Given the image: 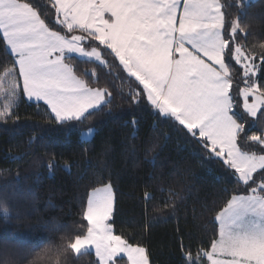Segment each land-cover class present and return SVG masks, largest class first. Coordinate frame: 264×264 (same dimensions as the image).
I'll use <instances>...</instances> for the list:
<instances>
[{
  "label": "snow or ice",
  "instance_id": "obj_1",
  "mask_svg": "<svg viewBox=\"0 0 264 264\" xmlns=\"http://www.w3.org/2000/svg\"><path fill=\"white\" fill-rule=\"evenodd\" d=\"M230 7L221 0H47V6L0 0V41L12 58L0 74V120L13 117L18 93L43 101L60 125L83 124L106 109L110 114L113 86H91L68 62L75 54L134 78L130 104L146 101L155 115L219 158L245 186V194H231L216 212L218 231L210 247L195 254L185 250L187 264H264V83L252 79L257 59L264 64V51L259 56L246 51L247 26L239 18L226 20ZM233 62L240 66L239 79ZM88 75L95 72L83 73ZM234 82L242 105L234 98ZM136 123L134 118V129ZM81 133L90 136L94 128ZM248 142L258 150H242ZM169 192L183 200L171 187ZM153 198L145 192V201ZM114 204L111 182L92 189L82 208L86 231L68 237L55 251L36 253L28 264H45L53 256L54 264H61L68 252L79 257L92 249L97 264H117L123 257L127 264H150L146 248L114 234ZM2 215L8 217L6 208Z\"/></svg>",
  "mask_w": 264,
  "mask_h": 264
},
{
  "label": "trees",
  "instance_id": "obj_2",
  "mask_svg": "<svg viewBox=\"0 0 264 264\" xmlns=\"http://www.w3.org/2000/svg\"><path fill=\"white\" fill-rule=\"evenodd\" d=\"M222 1L232 4L226 20L239 18L247 26L242 43L246 51L255 52L251 45L264 43V0ZM36 3L47 6V0ZM11 60L0 41V74L11 67ZM72 64L91 86H113L111 113L106 109L83 124L60 125L47 108L18 93L13 117L0 120V264H28L36 253L45 248L55 251L68 237L86 231L82 208L87 194L107 182L116 195L114 233L146 248L150 264H187L185 250L195 254L210 247L218 231L216 212L231 194H245V186L220 159L155 115L146 101L130 104L127 94L136 82L122 70L79 60ZM232 67L239 79L240 66L233 62ZM260 67L256 80L264 83V64ZM93 70L94 76H83ZM117 74L126 78L123 83ZM236 90L234 83L235 99ZM88 127L96 133L83 141L81 129ZM153 145L155 151H150ZM242 150L258 146L248 142ZM170 187L182 201L170 195ZM145 192L154 198L145 201ZM5 208L7 218L2 215ZM54 262L55 256L45 264ZM61 264H97V259L92 252L79 257L68 252Z\"/></svg>",
  "mask_w": 264,
  "mask_h": 264
},
{
  "label": "rangeland",
  "instance_id": "obj_3",
  "mask_svg": "<svg viewBox=\"0 0 264 264\" xmlns=\"http://www.w3.org/2000/svg\"><path fill=\"white\" fill-rule=\"evenodd\" d=\"M248 1H251V0H245V2L248 4ZM221 2L222 3H224L222 0H221ZM253 44V43H252ZM258 44V46L255 48V47H253V45H251V47H250V49L251 50H253V51H255V52H257V53H260V52H262V50L263 49H261L260 47H259V44L260 43H257ZM73 55V58L72 59H70L68 62L69 63H72V62H74L75 60H79V61H85V58H80V57H76L75 56V54H72ZM261 61L259 60V58L257 59V68H256V74H255V76H253L252 77V79L253 80H255L256 82H257V80H256V77L258 76V73H259V69L261 68L260 66H261ZM89 73H92L91 71H88ZM93 72H95L94 70H93ZM89 76H92V75H89ZM127 76V75H126ZM83 78V77H82ZM235 83V82H234ZM258 83V82H257ZM21 85H22V81H21ZM242 87H243V85H242ZM20 94H22V93H20ZM23 95V94H22ZM24 98L29 102V103H33V104H39V105H43L45 108H47L49 111H50V109L47 107V105H45L44 103H43V101H39V102H37V101H35V100H32V101H29L28 99H27V97H25L24 96ZM236 99L237 100H242V98L241 97H239V96H237L236 95ZM250 100H251V98H250ZM0 103H3V100H2V98H0ZM95 133H96V130L94 129V133L92 134V135H90V136H87V137H85V136H83L82 134H81V139L83 140V141H90V140H92L93 139V137H94V135H95ZM219 159V158H218ZM100 187H102V186H100ZM113 191H114V189H113ZM91 192V191H90ZM115 193V192H114ZM115 202H116V195H115ZM114 208H115V204H114ZM114 213V212H113ZM112 218H113V216H112ZM112 222V219H111V221H110V223ZM114 230V229H113ZM115 234V233H114ZM89 252H92L93 254H94V249H92V250H90ZM97 259V258H96ZM117 264H127V258L126 257H123L122 259H119L118 260V262H117Z\"/></svg>",
  "mask_w": 264,
  "mask_h": 264
},
{
  "label": "crops",
  "instance_id": "obj_4",
  "mask_svg": "<svg viewBox=\"0 0 264 264\" xmlns=\"http://www.w3.org/2000/svg\"><path fill=\"white\" fill-rule=\"evenodd\" d=\"M126 74V73H125ZM127 75V74H126ZM134 79V78H133Z\"/></svg>",
  "mask_w": 264,
  "mask_h": 264
}]
</instances>
